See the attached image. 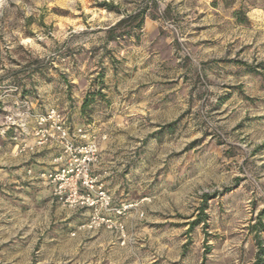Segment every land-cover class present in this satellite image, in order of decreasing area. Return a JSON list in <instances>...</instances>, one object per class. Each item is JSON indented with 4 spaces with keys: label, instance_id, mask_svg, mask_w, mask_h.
I'll return each instance as SVG.
<instances>
[{
    "label": "clouds",
    "instance_id": "1",
    "mask_svg": "<svg viewBox=\"0 0 264 264\" xmlns=\"http://www.w3.org/2000/svg\"><path fill=\"white\" fill-rule=\"evenodd\" d=\"M97 2V0H93ZM228 7H225V0H221L219 17L209 16L204 23L222 26L219 32L224 39L220 48L229 41H240L250 43L256 38L257 44L264 43V0H227ZM110 7L105 9L92 8L90 15L84 18V23L73 26L69 32L71 39L66 42L56 34L54 27H41V15L45 17V23L52 25L51 13L47 11L50 7L49 0H0V77H7L3 83L9 84L12 79L10 70L17 68L23 80V86H9L7 94L12 96L11 106L6 110L12 113V122H18L25 133L29 135L35 132L37 127L43 126L49 119L67 120L71 118V124L77 127L73 137L58 136L57 140H65L64 147L68 155L71 156L72 149L68 147L74 138L80 136L82 122L88 118H94L97 111L102 110L106 119L110 118L112 126L106 128L111 136L117 131L116 124L119 117L123 116L128 120L130 111H147L148 116L137 117L129 124L126 135L136 134V139L130 140L131 148L122 153L119 160V167H110L103 171L102 176H97V180L107 176H115L123 170L131 161L137 163L125 179L128 180L133 192L142 191L152 180H158L153 185L149 196L152 199L136 198V203L130 200H123L116 195L119 191L120 181L110 189V195L95 192L89 200L81 199L80 203L91 204L95 202V210L86 211L84 216H92L93 224L100 220L102 214L112 215L125 208H136L137 213L129 216L137 223L136 230L128 228V234L123 236V242L119 240L124 233L125 225H120L117 218L114 224L115 234L112 240L118 241L115 248L105 254L104 251L96 252L97 264L107 261V264H149L154 259L165 257L164 264L169 261H180V264H201L203 248L196 247L195 244L184 248L185 243L190 239L203 241L207 236V246L209 248L208 264H255V244L251 237L243 244V231L241 228L243 220L247 219V203L249 199H257L260 207H264V156H253V150L258 145L264 144V126L254 127L243 133L233 132L234 124H229L224 128L222 117L216 116L213 120L209 118L208 106L214 101L215 94L226 91L223 86L229 83L245 82L247 76L237 77L235 68L232 65L213 64L205 66L203 63L189 61L187 64H180L175 58L172 59V70L170 72L160 69V57L156 55V37L149 36L145 25L152 23L168 30L172 39L179 38L181 41L188 39L190 28L184 26L193 19L196 10L189 7V0H109ZM171 4V16L165 14V8ZM67 6V5H63ZM72 7H76L73 3ZM84 11L89 9L85 6ZM211 9L209 12L211 13ZM191 12L184 20L177 25L175 18ZM29 17H35V23L29 24ZM143 21V23L141 22ZM103 28L104 31H99ZM111 29V32L108 31ZM183 29V30H182ZM217 32L213 28L210 35L215 38ZM28 33L34 35L25 36ZM24 34V35H22ZM202 37L196 36L195 39ZM30 45L21 50L20 45ZM156 45V47H153ZM183 43L181 47H183ZM218 56L225 55L223 50L217 53ZM183 52L179 55V60H184ZM235 56V51L228 59ZM9 57L18 61L16 64L9 63ZM209 57L201 53L200 60H207ZM147 62V65H145ZM251 62V61H249ZM259 60H257V63ZM104 69L101 80L92 83L94 75L98 73L95 69ZM145 68L148 73L146 78L144 73H139L137 69ZM169 79L187 80L185 89L191 88V100L178 101L175 104H160L158 112H153V108L160 100L156 93L166 94L167 89L161 83ZM147 83V89H141L139 95L128 96L132 83ZM131 82V83H130ZM92 86L93 95L89 97L88 110L82 112L81 102L84 90ZM23 88L29 89V95L21 100ZM106 93L101 99V95ZM181 95V93H178ZM3 99V97H0ZM7 101L5 104L7 105ZM131 106V107H130ZM191 107V112L185 115L175 129L164 127L168 120L180 116L186 108ZM25 111L21 112L20 109ZM35 111L36 118L33 119L29 113ZM199 112V115H198ZM249 115H264V108L257 112H248ZM18 118V119H17ZM243 115H241V119ZM156 120L158 123L153 124ZM99 123V121H96ZM264 125V122H258ZM94 126V125H93ZM31 127L32 131H29ZM105 128L104 125H101ZM157 128L162 129L158 135H152L145 143L142 137L148 136L151 132H156ZM224 128L223 132L220 129ZM62 131L66 129L62 126ZM211 132L215 135L220 132L225 137L227 143L223 148L218 149L220 155L213 158L210 150H204L197 155L191 152H183L174 156L172 152H182L188 140L205 135ZM37 137L43 138L42 134L36 133ZM215 140L208 136L205 144ZM139 146V154L132 149ZM228 148H234L236 155L230 160L223 155ZM79 151H95L94 148H80ZM14 155V153H13ZM64 157H61L63 160ZM88 159V157H86ZM91 159L95 161L96 157ZM248 163H245V161ZM60 161H52L59 163ZM189 164L192 167L189 169ZM93 169L98 167L93 164ZM187 170V171H186ZM140 178L139 185L134 184L131 176ZM158 174V175H157ZM245 177L240 182L239 189H233L232 193H224L223 197L217 195L215 200H209L213 206L203 209L207 216H202L200 223L196 226L194 233L181 236L185 232L184 228L166 227L164 229H149L146 222L153 221V213H161L165 218H171L176 213L185 216L201 215L197 211L199 204L205 199V194L223 192L230 186L236 177ZM193 177L195 179H193ZM57 179H63L62 176ZM21 180H33L31 172L27 176H21ZM38 199L46 194H56L59 190L55 187V181L49 185L38 184ZM187 189L186 199L183 202L161 201L168 197V194L175 190ZM250 189V191L248 190ZM243 195L238 197L236 192ZM71 199V198H69ZM23 202L27 203L28 198L23 197ZM54 201H48L49 214L44 218V228L35 232L30 227L24 232L20 240L27 243V248L21 250L19 241H14L20 228L21 222L11 232L0 235V264H50L51 256L46 254L45 248L41 245L36 251V245L44 232L52 225L60 224L68 215L76 209L69 206L68 201L63 199L53 210ZM120 205V207H117ZM223 206L220 211L219 206ZM80 217L73 220L67 227L76 229L79 232ZM127 222H125L126 224ZM208 225L205 228V225ZM223 229L220 236L207 235L217 233ZM237 229L241 230V235H235ZM54 231H58L54 229ZM257 240L264 245V231L253 233ZM143 243L141 242L142 238ZM47 237L45 241L47 242ZM8 241H14L13 245L4 248ZM111 243V240L109 241ZM145 244L148 251H142ZM249 245L253 249L249 251ZM35 252L30 259L25 260V253ZM184 253L183 259L181 255ZM62 257H57V264H61ZM264 260V257H262ZM63 264H79V261L72 255L70 259H63Z\"/></svg>",
    "mask_w": 264,
    "mask_h": 264
},
{
    "label": "rangeland",
    "instance_id": "2",
    "mask_svg": "<svg viewBox=\"0 0 264 264\" xmlns=\"http://www.w3.org/2000/svg\"><path fill=\"white\" fill-rule=\"evenodd\" d=\"M183 3V0H181ZM75 3L76 7H72V4ZM104 3L109 4V0H49L50 7L47 9L51 13L52 25L45 23L44 15H41V27L48 28L54 27L56 29V34L65 42L68 39H71L69 32L73 26H78L79 23H84V18L91 13L92 8L105 9L102 5ZM221 0H189V7L196 10L195 15L191 21L184 26L185 28H190L188 39L181 41L179 38L172 39L171 34L168 30L161 28L158 24L153 25L152 23H147L145 25L146 31L149 36L156 37V55L160 57V64L158 67L164 71L170 72L172 70V59L175 58L180 64H187L189 61H195L197 63H203L205 66L213 64H225L232 65L235 68V74L239 76H247L248 79L245 82H236L229 83L223 86L226 91H220L215 94V99L208 106L207 115L209 118L215 120L216 116L222 117L224 123V128L229 124H234L232 128L233 132L240 131L241 133L252 129L254 127H261L264 125L259 124L258 122H264V115H249L248 112H257L261 108H264V43L257 44L256 38H253L250 43H241L240 41H231L229 40L224 46L223 49L220 48L221 41L224 39L223 35L219 32V28L222 26L204 23V21L211 15L214 17H219ZM67 5V6H63ZM85 6L89 9L86 13L84 11ZM227 0H225V7H228ZM211 9V13L209 12ZM172 6L171 4L165 8V14L169 17L171 16ZM188 15H192L191 12H186L182 16L177 15L175 22L179 25L184 18ZM29 24L35 23V17H29ZM213 28L217 29L215 38L210 35V32ZM183 30V29H182ZM99 31H104L103 28ZM24 35V34H22ZM34 35V33H28L27 36ZM196 36L202 37L201 39H195ZM3 38L0 37V40ZM183 43V47L181 44ZM30 45H20L21 50ZM223 50L225 55L218 56L217 53ZM235 51V56L232 59H228L229 56H232V52ZM185 54L184 60H179L180 53ZM208 55V59L201 61V53ZM9 63L16 64L18 61L13 60L11 57L8 58ZM257 60L259 62L257 63ZM251 61V62H249ZM3 61L0 60V64ZM147 65V62H145ZM22 70L17 68L16 70H10L12 79L9 80V84L5 85L3 83L4 79L7 77H0V235H3L7 232H11L16 228L18 224L23 223V227L20 228L17 236L14 238V241H19V246L21 250L27 248V243L20 240V237L23 236L24 232L29 231L30 227L33 231L39 232L44 228V218L49 214L48 201H54L53 210L59 205L55 199L50 195L46 194L44 196L36 198V194L39 192V189L36 187L38 184H44L43 181L38 179V173L44 169L50 167L54 156L59 152V147L55 142H47L45 145H38V137H36V131L32 132L31 135L24 132V129L20 127L18 122H12V113L6 110V107L11 106L12 96L7 94V88L9 86H23V80L20 77L19 73ZM104 69H95V72L98 73L94 75L92 83L95 84L96 81L101 80L104 75ZM139 73H144V77L148 75L145 72V68L137 69ZM131 83V82H130ZM164 87L167 89L166 94L156 93L160 96V100L157 102L156 106L153 108V112H158L160 104H175L178 101H187L191 100L192 89H185L184 85L187 83V80L179 79H169L166 81H161ZM149 85L147 83H132L128 92V96L131 98L134 95H139L141 89H147ZM181 93V95H178ZM29 95V89L23 88L21 94V100L25 96ZM93 95V88L89 86L84 90V95L81 102L82 112L87 109L89 104V97ZM106 93L101 95V99ZM7 101V105L5 104ZM131 107V106H130ZM21 112H24L25 109L21 108ZM191 112V107L185 109L180 116L170 119L165 123L164 127L168 128L170 125L172 129H175L176 125L179 124L180 120L184 118L185 115H188ZM215 113L216 116L211 114ZM29 115L35 119L36 113L33 111ZM199 115V112H198ZM241 115L243 118L241 119ZM147 111H130L128 115V120L126 121L123 116L119 117V123L116 124L117 131L111 136L108 134L106 128L112 126L111 119H106L102 110L97 111L94 118H88L85 122H82L81 127H85L86 130L95 134L100 140L101 148V158L100 162L97 164L98 167L94 169L95 174L98 176L103 175V171L107 170L110 167H119V160L122 153H125L131 148L130 140L136 139V134L132 133L131 135H126L128 132L130 122L137 117L147 118ZM18 119V118H17ZM64 123L74 128L75 125L71 124V118L63 120ZM99 121V123H96ZM156 120L153 121V124H157ZM94 125V126H93ZM101 125H104L105 128H102ZM224 128L220 129V132L224 131ZM29 131L32 129L29 127ZM162 129L157 128L156 132H151L148 136L142 137L144 142H147V139L152 135H158ZM217 132L213 135L211 132H206L205 135H201L190 139L184 145L182 152H172V155L177 156L183 154V152H191L193 155H197L204 150H210V155L215 158L220 155L218 149L223 148L227 143V140L223 135ZM212 136V139L215 140V146L212 145V140H209L207 144L204 141L208 136ZM103 137H106L103 139ZM137 155L139 154V146L135 149ZM14 153V155H13ZM223 155L229 160L236 155L234 148H228ZM253 156L262 155L264 156V144H260L253 150ZM137 161H131L126 167L123 168L115 176H107L101 181L105 184L108 190L114 188L117 183H120L119 191L116 195L123 200H130L132 203H136V198L139 199H152L149 196V192L152 191L153 185L158 183V180H152L142 191L133 192L132 187L129 185V182L125 177L132 171L133 167L136 165ZM245 163H248L246 160ZM192 167L189 164L188 168ZM29 171L33 175V180H21V176H27ZM187 171V170H186ZM158 175V174H157ZM193 179H195L193 177ZM246 179L245 177H236L234 182L226 187L223 192L212 193L211 195L205 194V199L199 204L197 211L201 212V215H196V212L192 213V216H195V219H192L191 216H185L181 213H176L175 216L171 218H165L159 212L153 213L155 218L153 221L146 222V227L149 229H164L166 227L174 228H184L185 232L180 235H187L189 233H194L196 226L200 223L202 216H207L206 212L201 210L211 208L213 205L209 203V200H215L216 196L219 195L223 197L224 193L231 194L233 189L240 188V182ZM131 180L134 184L139 185L140 178L134 174L131 176ZM250 191V189H248ZM110 192V191H109ZM187 189L184 190H175L168 194V197L163 199L162 203H168L170 201H180L183 202L186 199ZM238 197H241L243 194L239 191L236 192ZM27 197L28 202H23L22 198ZM261 201H264V197L258 198ZM220 211H223V206H219ZM247 219L243 220L241 228L243 231V239L240 244V247L243 248V244L247 242L248 238L251 237L255 244V264L258 262V258L264 257V245H261L257 236L253 233L258 231H264V207H260L257 202V199H249L247 203ZM137 213V209H131L124 217L123 223L125 225L124 236L128 234V228H132L133 231L136 230L137 223L134 219H129V216H134ZM84 211H73L71 215H68L58 225H52L45 232L44 236L40 238L36 245V251L40 250L41 245L44 246L46 254L52 257L50 264H57V257H62L61 264H63V259H70L72 255L75 256V259L79 261V264H97L96 252L102 250L107 254L113 248H115L118 241L112 240V236L115 233L101 227L98 229H82L77 233L76 229H69L67 226L77 217H80L78 227L87 223L90 219V216H84ZM125 222H127L125 224ZM208 225H205L207 228ZM57 229L58 231H54ZM223 233V229L217 233H208L207 235L220 236ZM235 235H241V230L237 229ZM47 237V242L45 241ZM144 239L142 238L141 242L143 243ZM111 240V243L109 241ZM14 241H8L3 245L4 248H8L10 245L14 244ZM120 243L123 242V237L119 240ZM195 244L198 248H203L201 264H208V260L211 258L209 256V248L207 246V236L204 237L203 241H198L196 239L188 240L184 248L188 249V246ZM253 245H249V251L251 252ZM142 251H148V245L145 244ZM35 255V252L25 253V260L30 259ZM184 253L181 255V260L183 259ZM165 257L161 256L159 259H154L149 262V264H164ZM34 264V262H33ZM101 264H107V261L101 262ZM124 264H128V261H125ZM168 264H180V261H169ZM261 264H264L262 260Z\"/></svg>",
    "mask_w": 264,
    "mask_h": 264
},
{
    "label": "built area",
    "instance_id": "3",
    "mask_svg": "<svg viewBox=\"0 0 264 264\" xmlns=\"http://www.w3.org/2000/svg\"><path fill=\"white\" fill-rule=\"evenodd\" d=\"M62 126L66 131L61 130ZM76 131L77 127L71 128L67 126L63 120L58 121L54 118L49 119L45 125L38 127L36 133L42 134L43 137H38V145H45L49 141L55 142L59 147V152L54 156L52 161H60L59 163H51L49 168L40 171L38 173V179L44 183L47 181L49 185L55 181V187L59 191L54 195L51 194V196L57 202L60 203L63 199L64 201H68L69 206L75 208L76 211H94L96 207L95 202L81 205V199L89 200L92 197V193L97 191L105 195L111 194L105 184L101 180L96 179L98 175L95 174L92 167L93 164H98L100 162V140L95 134L86 130L85 127H80V136L74 138L72 143L68 145V147L73 150L71 156H69L67 149L64 147L66 141L63 139L57 140V137H73ZM105 138L106 137H103V139ZM80 148H94L95 151L81 152L79 151ZM92 156L96 157L95 161L91 159ZM61 157H64V159L61 160ZM86 157H88V159H86ZM59 176H62L63 179L58 180L57 177ZM117 207H120V205H117ZM133 208L134 207L125 208L124 211L116 213L115 217L102 214L100 220L104 221V223L97 222L93 224V217L90 216L87 223L81 225L79 230H91L103 227L115 233L114 224L117 218L119 224L124 225L122 220L123 217ZM124 233L121 237L124 236Z\"/></svg>",
    "mask_w": 264,
    "mask_h": 264
},
{
    "label": "trees",
    "instance_id": "4",
    "mask_svg": "<svg viewBox=\"0 0 264 264\" xmlns=\"http://www.w3.org/2000/svg\"><path fill=\"white\" fill-rule=\"evenodd\" d=\"M102 6L104 8L110 7V5H108L107 3H104ZM141 22L143 23V21H141ZM108 31L111 32V29H108ZM171 126H173V125H170L168 128H171ZM258 259L259 260H258L257 264H261V262H262L261 257H259Z\"/></svg>",
    "mask_w": 264,
    "mask_h": 264
},
{
    "label": "crops",
    "instance_id": "5",
    "mask_svg": "<svg viewBox=\"0 0 264 264\" xmlns=\"http://www.w3.org/2000/svg\"><path fill=\"white\" fill-rule=\"evenodd\" d=\"M51 196V195H50ZM52 197V196H51ZM53 198V197H52ZM54 199V198H53ZM84 213H85V211H84Z\"/></svg>",
    "mask_w": 264,
    "mask_h": 264
}]
</instances>
